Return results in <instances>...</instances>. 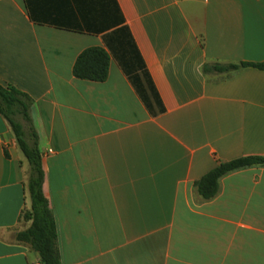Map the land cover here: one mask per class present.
<instances>
[{
  "label": "crops",
  "instance_id": "crops-1",
  "mask_svg": "<svg viewBox=\"0 0 264 264\" xmlns=\"http://www.w3.org/2000/svg\"><path fill=\"white\" fill-rule=\"evenodd\" d=\"M134 47L163 113L123 68ZM90 48L111 57L104 82L73 75ZM243 63L264 64V0H0V84L31 100L61 264H264V167L210 200L195 187L264 157V69H213ZM29 180L0 113V264H41L17 240Z\"/></svg>",
  "mask_w": 264,
  "mask_h": 264
},
{
  "label": "trees",
  "instance_id": "trees-1",
  "mask_svg": "<svg viewBox=\"0 0 264 264\" xmlns=\"http://www.w3.org/2000/svg\"><path fill=\"white\" fill-rule=\"evenodd\" d=\"M126 31V28L121 30V32ZM130 54L133 55L122 64L129 79L146 106L150 110L152 109L148 98V91H150L152 96L157 99L160 111L163 113L165 110L162 102L158 98L138 50L134 47V53L131 52ZM110 62L111 57L106 50L102 48L87 49L78 56L73 67V75L79 80L104 82L109 75ZM247 67L264 69V64L215 65L213 69L223 73ZM204 71H208V66H205ZM140 73H142V76ZM142 77L146 79V86L142 83ZM30 105L31 100L26 94L12 85L4 86L0 84V113L8 121L18 147L30 166L29 193L31 208L25 212L24 219L27 222H31V227L25 232L18 233L17 240L21 243L29 242L32 245V249L38 252L41 264H61L55 218L43 193L45 174L42 166V155L38 148L37 134L29 115ZM16 114L22 115L25 123H27L31 132V143L25 140L24 131L15 119ZM251 167H264V157L248 156L229 162H219L195 183V187L203 199H213L219 191V183L223 177Z\"/></svg>",
  "mask_w": 264,
  "mask_h": 264
},
{
  "label": "rangeland",
  "instance_id": "rangeland-1",
  "mask_svg": "<svg viewBox=\"0 0 264 264\" xmlns=\"http://www.w3.org/2000/svg\"><path fill=\"white\" fill-rule=\"evenodd\" d=\"M15 119L17 120V122L21 125L23 131H24V138L26 141H28L29 143L32 142V138H31V132L29 131V127L27 125V123H25L23 116L20 114H16ZM29 228H27L25 231L29 230L31 227V222ZM23 231V232H25ZM24 244L29 245L32 248V245L29 242H25Z\"/></svg>",
  "mask_w": 264,
  "mask_h": 264
},
{
  "label": "built area",
  "instance_id": "built-area-1",
  "mask_svg": "<svg viewBox=\"0 0 264 264\" xmlns=\"http://www.w3.org/2000/svg\"><path fill=\"white\" fill-rule=\"evenodd\" d=\"M50 153H52V151H50Z\"/></svg>",
  "mask_w": 264,
  "mask_h": 264
}]
</instances>
